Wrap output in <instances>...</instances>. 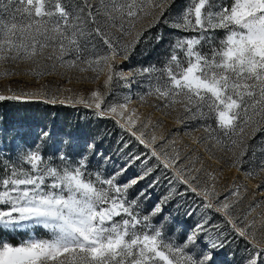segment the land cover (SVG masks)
Returning a JSON list of instances; mask_svg holds the SVG:
<instances>
[{"label": "snow or ice", "instance_id": "snow-or-ice-1", "mask_svg": "<svg viewBox=\"0 0 264 264\" xmlns=\"http://www.w3.org/2000/svg\"><path fill=\"white\" fill-rule=\"evenodd\" d=\"M173 3L0 0V75L15 74L3 65L37 63L51 48L55 55H49L48 60L81 72L91 70L97 73L94 79L107 70L105 87L114 77L118 84L124 75L117 58L127 59L135 44L143 42V32H137L131 41L127 37L139 21L151 18L150 27L163 24L186 35L175 40L163 67L149 65L137 70L147 85L144 95L155 96L165 107L180 103L191 118L211 120L215 127L204 125L209 138L231 151L245 144L250 134L264 133V0H189L184 10L170 19ZM162 38L157 36V42ZM109 94L114 95L110 88L103 94L92 91L87 100L77 101L98 117L112 118L130 137L120 149V161L107 173L90 170L86 154L58 152L60 163L53 165L39 144L18 154L19 166L3 163L0 264H210L212 251L229 243L219 226L210 223V217L198 220L180 243L165 235L166 214L153 223L174 198L178 185L196 195L201 207L221 215L232 232L251 245L243 264H264V242L256 238L255 222L247 221L251 210L238 216V201L220 200L214 186H200L192 166L184 165L178 152L164 147L167 141L158 144L156 136L144 131L146 123L137 128L135 112L127 111L130 97L106 102ZM36 95L0 94V102H29ZM45 102L57 103L55 99ZM48 136L42 132L40 140ZM131 141L141 150L129 147ZM243 162L237 157L234 166ZM162 178L168 191L143 213L139 197L150 199V190L161 185ZM141 181L147 184L129 199V191ZM195 211L193 207L186 215L191 217ZM36 229L46 231L49 238H38ZM14 233H25L28 238L14 245L8 238ZM198 236L203 245L199 255L194 247Z\"/></svg>", "mask_w": 264, "mask_h": 264}, {"label": "rangeland", "instance_id": "rangeland-1", "mask_svg": "<svg viewBox=\"0 0 264 264\" xmlns=\"http://www.w3.org/2000/svg\"><path fill=\"white\" fill-rule=\"evenodd\" d=\"M188 2L189 0H174L170 19L177 17ZM224 2H230V0H224ZM151 23V18L139 21L132 35L127 37V40L131 41L135 39L137 32H143L144 36L146 31L157 29V34L149 41L143 40V43H136L127 59L123 56L117 58V65L124 75V79L120 80L118 84L114 77L112 84L105 87V81L109 75L107 70L100 73L98 79H94L97 73L91 70L81 72L76 67L62 66L55 59L48 60L49 55H55L53 49L49 48L44 51L37 63L19 61L15 64L3 65L2 67H7L15 74L0 75V94L36 93L33 100L55 99L57 103L64 101L63 105L72 107H84L77 101L87 100L92 91H100L103 94L108 92L109 88L114 95L109 94L106 97V102H122L125 96L130 97L127 111L135 112L133 119L138 118L137 128L146 123L147 128L144 131L149 135L156 136L158 144L167 141L168 143L164 147L173 153L178 152L183 164L192 166L194 169L192 174L199 177L200 186L208 188L214 186V191L220 200L228 197L230 202L238 201L236 206L238 216L243 217L251 210L247 215V221L255 222L256 238L264 242V168L261 167L264 162V133L250 134L245 144L233 147L231 151H228L226 147L222 148L214 139L209 138V133L205 130L204 125L212 123L211 120L199 117L191 118L180 103L174 107H165L163 101L155 96H145L147 85L144 82V77L137 76V70L149 65H155L157 68L163 67L171 54V47L175 40L186 35L163 24L150 27ZM160 35L163 38L157 42V36ZM217 35L222 37L221 33H217ZM146 45L148 49L142 51ZM151 54L157 55L158 60L153 61L154 57ZM130 61L132 65H130ZM53 64L56 65L55 69L52 68ZM81 67H86V65ZM37 71H44L48 74L37 77L34 74ZM125 80L128 81L127 87ZM89 110L93 112L92 109ZM94 115L93 112L92 116ZM75 117L79 120L77 128L76 125H72L67 132H60L56 129H52L50 132L47 130L49 136L44 141L40 140L41 133L35 127H31L29 132L21 134L22 137L12 134L0 138V173H2L5 162L19 166L21 161L18 160V154H24L25 149L33 148L37 144L40 145V150L46 158H52L53 165L60 163L56 159L58 152L69 156L86 154L90 170L105 173L110 171L114 163L120 161V149L123 148L124 141H129L130 137L127 133L116 130L113 124L108 123L102 131L93 130L95 133L92 138H86L82 133L84 128H96L98 127L97 122L92 118L84 120L77 115ZM212 126L215 127V124L212 123ZM89 145H92L91 149H89ZM129 147H134L136 151L141 150L135 145V141H131ZM242 149L244 155L241 157ZM127 150L124 149V151ZM105 157L110 159L105 160ZM237 157L244 161L242 166H234ZM146 184L147 181H141L135 189L130 190L129 199L137 196ZM150 191V199L145 200L144 196L139 197L143 213L150 211L158 202V198L166 194L168 191L167 182L162 178L161 185ZM234 191L238 192V195L229 196ZM176 193H184V195ZM213 202L215 203V201ZM201 204L202 201L196 195L186 192L184 186L178 185L174 198L164 206V212L161 213V216L155 217L153 223L166 214L168 220L164 222L165 235L180 243L198 220L206 216L210 217V223L218 225L219 231L225 233L229 241L225 247L212 251L210 264H243L251 247L239 241V237L232 232L221 215V217L214 216L215 212L204 209L200 206ZM193 207L196 208V211L191 217H188L186 213ZM35 231L38 238H49L48 233L43 229ZM215 234L214 231L213 235ZM8 238H14L19 244L27 239L28 235L14 233ZM201 238V236L197 237L194 246L197 255L203 249Z\"/></svg>", "mask_w": 264, "mask_h": 264}, {"label": "trees", "instance_id": "trees-1", "mask_svg": "<svg viewBox=\"0 0 264 264\" xmlns=\"http://www.w3.org/2000/svg\"><path fill=\"white\" fill-rule=\"evenodd\" d=\"M155 34H157V29L146 31L142 37V41H149ZM144 37H147V39H144ZM146 49H148L147 45L142 51ZM151 55L154 57L152 58L153 61L158 60L157 55ZM130 65H132L131 61ZM92 114V111L84 107H72L39 100H31L29 102H0V138L12 134H15L16 136L25 134L27 131L29 132V128L31 127L37 128L39 133H42V131L46 132L47 130L50 132L52 129H56L60 132H67L72 125H76V128L77 125H79V120L75 117L76 115L81 119L90 120V118H92L97 122L98 127L96 128H84L82 133L86 138H92L95 133L93 130L102 131L108 123L113 124V127H115L116 130L120 132L122 131L112 119L98 117L97 115L92 116ZM115 129L114 131H116ZM138 148L140 147L138 146ZM213 214L216 217H221L218 214ZM9 239L14 245L18 244L14 238ZM239 241L251 247V245L246 243L244 239L239 238Z\"/></svg>", "mask_w": 264, "mask_h": 264}]
</instances>
